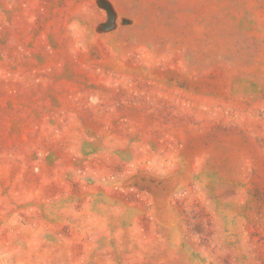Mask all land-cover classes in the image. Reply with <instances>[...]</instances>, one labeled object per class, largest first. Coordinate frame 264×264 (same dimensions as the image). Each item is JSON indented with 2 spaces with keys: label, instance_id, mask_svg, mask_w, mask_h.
<instances>
[{
  "label": "rangeland",
  "instance_id": "1",
  "mask_svg": "<svg viewBox=\"0 0 264 264\" xmlns=\"http://www.w3.org/2000/svg\"><path fill=\"white\" fill-rule=\"evenodd\" d=\"M0 264H264V0H0Z\"/></svg>",
  "mask_w": 264,
  "mask_h": 264
}]
</instances>
